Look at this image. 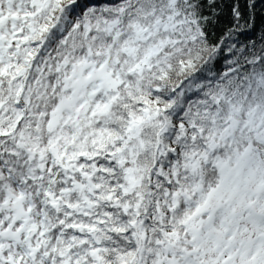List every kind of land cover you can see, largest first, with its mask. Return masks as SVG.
I'll list each match as a JSON object with an SVG mask.
<instances>
[{
  "label": "snow or ice",
  "instance_id": "snow-or-ice-1",
  "mask_svg": "<svg viewBox=\"0 0 264 264\" xmlns=\"http://www.w3.org/2000/svg\"><path fill=\"white\" fill-rule=\"evenodd\" d=\"M0 264H264V0H0Z\"/></svg>",
  "mask_w": 264,
  "mask_h": 264
}]
</instances>
